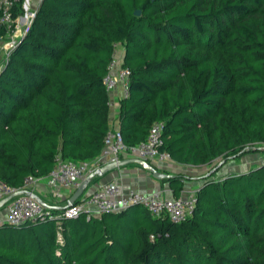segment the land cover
<instances>
[{"label":"trees","instance_id":"obj_1","mask_svg":"<svg viewBox=\"0 0 264 264\" xmlns=\"http://www.w3.org/2000/svg\"><path fill=\"white\" fill-rule=\"evenodd\" d=\"M34 12L0 62L1 181L20 188L27 175L43 177L57 154L99 155L116 45L129 71L117 108L123 142L161 122V150L207 169L180 222L140 205L74 218L50 209L0 224V264H264V162L216 174L263 153L264 0H41ZM184 178L160 182L178 197Z\"/></svg>","mask_w":264,"mask_h":264},{"label":"built area","instance_id":"obj_2","mask_svg":"<svg viewBox=\"0 0 264 264\" xmlns=\"http://www.w3.org/2000/svg\"><path fill=\"white\" fill-rule=\"evenodd\" d=\"M35 1L38 5L41 0ZM14 2L15 0H0V31L4 33L0 36V43L4 51V58L18 40L14 31V18L12 17ZM32 15L33 13L30 19ZM128 74V69L122 66V60L116 57L114 49L112 59L107 66V72L102 79L106 92L109 94L118 90L120 97L127 96ZM162 128L161 122L152 123L146 138L130 146L123 142L118 128H109L104 135L100 153L95 159L73 162L57 154L54 157L53 167L47 175L43 177L27 175L24 177L20 188L11 187L0 180V199L17 190H27L33 193L40 185L50 188L53 197L59 199L62 197L60 189L75 190L88 174L97 170L101 165L117 162L121 159L139 158L147 161L156 169H166L171 163V158L168 152L161 150L163 144ZM259 149L263 151L260 158L261 163L264 162V144L260 145ZM193 193L194 190L186 191L183 196L165 197L160 190L149 193L134 190L124 192L119 184L111 181L95 186L88 194L77 199L70 206L65 203L59 210L57 217L74 218L80 213H85L87 216L99 215L103 212H119L129 206L140 205L151 216L163 215L172 222H180L190 214L194 202ZM2 210H4L5 215L0 218V224L18 225L26 221H35L43 214H48V210H45L35 198L26 194L12 197L0 208V211Z\"/></svg>","mask_w":264,"mask_h":264},{"label":"crops","instance_id":"obj_3","mask_svg":"<svg viewBox=\"0 0 264 264\" xmlns=\"http://www.w3.org/2000/svg\"><path fill=\"white\" fill-rule=\"evenodd\" d=\"M25 1L27 2V4H29V0H25ZM34 5H36L37 7L35 1H34ZM23 31L24 30H21L20 33L22 34ZM122 56H123V50L120 51L119 54L120 60H122ZM119 98H120V94L118 90H114L111 93H109V115H108L109 128H118L117 108H118ZM253 161H256V163L259 164L260 159L256 158V160H251L250 161L251 163H246V164L242 163L241 165L234 163L233 160L231 159L229 160V162L227 161L225 164L227 168V173L244 172L254 166ZM206 169L207 167L204 166L191 167V166L175 163L171 160V163H169L166 169L159 168L157 170L161 172L162 170H167L171 174H176V173L183 174L185 178L182 182V188L179 195V196H183L186 193V191H193L199 186L201 182V177L205 175L204 171ZM111 181L119 184L124 192H127L129 190H134L141 193H149L154 190H160L163 196L174 197L168 183H161L160 180L153 178L148 172L143 170L139 165L134 163H129L119 168H116L112 171H109L100 177H93L86 186L82 195L78 197V199L88 194L89 191H91L95 186ZM73 191H74L73 189L72 190L60 189V193L62 197L58 199L53 197L50 188L40 185L36 189L37 193L35 194L33 192V194H35L43 203L61 209L64 206V204L67 202ZM4 215H5L4 210L0 211V218L4 217Z\"/></svg>","mask_w":264,"mask_h":264},{"label":"water","instance_id":"obj_4","mask_svg":"<svg viewBox=\"0 0 264 264\" xmlns=\"http://www.w3.org/2000/svg\"><path fill=\"white\" fill-rule=\"evenodd\" d=\"M35 12H33L34 15ZM133 14L135 16H138L140 14L139 10H135L133 12ZM32 15V17H33ZM31 17V19H32ZM30 19V21H31ZM30 24V22H29ZM129 163H134L139 165L143 170H145L146 172H148L153 178L157 179V180H161L162 178H171L174 176V174H168V173H164L161 171H158L155 167H153L150 163H148L145 160L139 159V158H127V159H121L118 160L117 162H109L106 163L104 165H102L101 167H99L97 170L91 172L90 174H88L82 181L81 183L78 185V187L73 191V193L71 194V196L69 197V199L66 202L67 206H70L72 204H74L76 202V200L78 199V197L80 195H82L83 191L85 190L86 186L88 185V183L90 182V180L93 177H100L102 175H104L105 173L112 171L116 168H119L123 165L129 164ZM222 162H220L218 165H220ZM21 194H26L31 196L32 198H35L42 206L45 210H50V209H55V210H60V208L58 207H53V206H49L45 203H43L35 194L31 193L30 191L27 190H17L11 194H9L8 196L0 199V208L8 201L10 200L12 197L17 196V195H21Z\"/></svg>","mask_w":264,"mask_h":264},{"label":"rangeland","instance_id":"obj_5","mask_svg":"<svg viewBox=\"0 0 264 264\" xmlns=\"http://www.w3.org/2000/svg\"><path fill=\"white\" fill-rule=\"evenodd\" d=\"M35 1V0H34ZM34 1L29 0V4H27V2L25 0H22V3L19 6H16L14 8V12H15V17H14V31L15 34L17 36V39H19L21 37V35L24 33L26 27H27V23L30 19V14L33 13L36 5H34ZM36 2V1H35ZM21 30H24L23 33L21 34ZM122 47L120 45H116L115 47V51H116V57L119 58V54L120 51H122ZM4 59V51L2 50V44L0 43V62ZM262 153L258 150L255 151H251V152H247V153H243L240 156L232 159L234 163L237 164H246V163H251V160H256V158H261ZM220 159H216L215 161H213V166L215 167H219L220 165H218L221 161H219ZM229 162V161H228ZM254 162V166H257L258 163H256V161ZM260 163V162H259ZM226 163L222 164L220 166V168L216 171V174L219 176L221 174L227 173V168H226ZM252 167V168H253ZM34 193L36 194V190H34ZM81 196V195H80ZM79 196V197H80Z\"/></svg>","mask_w":264,"mask_h":264}]
</instances>
